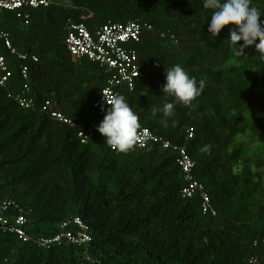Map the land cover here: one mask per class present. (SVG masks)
Listing matches in <instances>:
<instances>
[{
	"label": "trees",
	"instance_id": "1",
	"mask_svg": "<svg viewBox=\"0 0 264 264\" xmlns=\"http://www.w3.org/2000/svg\"><path fill=\"white\" fill-rule=\"evenodd\" d=\"M68 1L33 10L29 26L11 13L0 14V29L10 33L16 49L39 59L26 62L25 81L23 63L8 57L0 39V53L13 71L8 89L0 87V180L13 181L7 193L0 186V203L12 199L29 211L31 237L24 242L0 229V264H253L252 258L264 264V159L249 155L240 141L264 135V96L257 94L263 79L253 73L264 61L254 46L237 57L226 40L227 27L217 38L209 36L211 10L203 0ZM252 2L264 12V0ZM70 19L84 21L91 31L108 21L153 25L154 32L143 34L137 46L139 62L143 69L155 61L160 67L120 95L140 117L139 130L150 128L187 148L216 216L202 214L199 197L181 198L184 181L173 153L158 145L117 153L100 141L81 144L77 131L95 118L93 104L110 73L71 57ZM174 65L206 85L191 104L176 103L173 115L165 117L160 109L174 98L162 96L161 89L165 68ZM25 84L36 98L31 111L8 98V91ZM47 100L78 127L51 120L41 110ZM258 108L259 123L251 120ZM209 144V152L201 150ZM75 217L91 228L87 248L38 243Z\"/></svg>",
	"mask_w": 264,
	"mask_h": 264
},
{
	"label": "built area",
	"instance_id": "2",
	"mask_svg": "<svg viewBox=\"0 0 264 264\" xmlns=\"http://www.w3.org/2000/svg\"><path fill=\"white\" fill-rule=\"evenodd\" d=\"M58 0H0V14L11 13L19 19L24 26H29L33 10L48 8L54 4H59ZM91 17V15L89 16ZM154 27L149 22L128 21L112 22L108 21L91 31L84 21L68 20L66 25V47L74 60L83 58L106 68L110 75L107 79L105 88L93 104L95 118L85 127L77 131V138L81 144H89L91 141H100L103 138L96 131L105 113L101 111L102 94L106 96L121 94L122 89L134 91L137 81L147 78L159 67L158 61L152 65L142 68L139 62L137 46L143 34L153 33ZM162 37L166 33H161ZM175 40L173 35L170 36ZM0 39L4 43L8 57H17L23 64L20 66L21 76L28 81V65L26 62H39L37 55L19 52L13 44L12 37L8 31L0 30ZM8 57L0 53V87L8 89V85L13 76ZM8 98L13 100L20 108L31 111L36 107V98L28 84H25L18 92L8 91ZM51 120L77 128L78 123L65 113L53 108L52 101L47 100L41 108ZM188 138L194 136V129L190 128L187 132ZM111 151L117 152L105 144ZM149 145H158L161 149L173 153L175 162L179 167L184 187L180 191L183 200L200 198L202 214L212 216L217 215L213 209L211 196L206 186L195 176L196 163L185 146L175 144L167 139H163L150 128H143L138 131V138L134 147L143 149ZM29 211L24 209L19 203L12 199H6L0 203V229L4 232L16 235L24 242L31 240L26 228L28 224L27 214ZM60 232L52 238L40 239L38 243L49 247L51 244L70 243L79 247L87 248L92 242L91 228L89 224L80 217H75L64 221L60 226ZM251 263L257 262L252 258Z\"/></svg>",
	"mask_w": 264,
	"mask_h": 264
},
{
	"label": "clouds",
	"instance_id": "3",
	"mask_svg": "<svg viewBox=\"0 0 264 264\" xmlns=\"http://www.w3.org/2000/svg\"><path fill=\"white\" fill-rule=\"evenodd\" d=\"M203 8L211 10L207 21L209 36L218 37L221 30L228 28V39L232 53L240 57L244 50L254 46L255 52L264 61V16L259 8L253 5L252 0H203ZM231 26V27H229ZM243 42L240 44L239 42ZM206 81H197L180 65L165 68V83L161 89L165 98L172 97L173 101L163 104L160 111L165 117L174 113L176 103L185 106L191 104L204 90ZM101 111L104 118L98 124L96 131L107 144L118 152H127L135 145L140 129V117L123 95L102 94ZM212 145H204L202 151L209 152Z\"/></svg>",
	"mask_w": 264,
	"mask_h": 264
},
{
	"label": "rangeland",
	"instance_id": "4",
	"mask_svg": "<svg viewBox=\"0 0 264 264\" xmlns=\"http://www.w3.org/2000/svg\"><path fill=\"white\" fill-rule=\"evenodd\" d=\"M59 2L69 5L68 0H58ZM253 73L257 74V76L261 79H263V87L259 88L257 90V94L259 97L264 96V66L258 67L253 70ZM262 114V108H258L257 110L254 111V113L251 114V120L253 121H258L257 123L260 122L258 120L260 118V115ZM240 141L243 143L247 153L249 155H254L257 157H261L264 159V135L262 133L259 134H249L240 139ZM10 172V171H9ZM6 171H4V176H5ZM263 182H264V172L261 174ZM13 181L10 179L2 178L0 180V186L2 191H9L12 188Z\"/></svg>",
	"mask_w": 264,
	"mask_h": 264
},
{
	"label": "crops",
	"instance_id": "5",
	"mask_svg": "<svg viewBox=\"0 0 264 264\" xmlns=\"http://www.w3.org/2000/svg\"><path fill=\"white\" fill-rule=\"evenodd\" d=\"M4 13H7V12H4ZM1 30V29H0ZM6 31V30H5Z\"/></svg>",
	"mask_w": 264,
	"mask_h": 264
}]
</instances>
